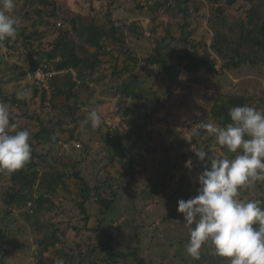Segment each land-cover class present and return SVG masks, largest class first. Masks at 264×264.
Instances as JSON below:
<instances>
[{
	"label": "rangeland",
	"instance_id": "obj_1",
	"mask_svg": "<svg viewBox=\"0 0 264 264\" xmlns=\"http://www.w3.org/2000/svg\"><path fill=\"white\" fill-rule=\"evenodd\" d=\"M45 1L49 4L38 0H15L13 14L22 20L26 31L17 34L14 39L0 41L3 42L0 48V79L6 99H17L18 91L30 89V94L22 99V103L25 101V104L23 103L20 109L9 105L11 111L19 115V120L28 126L31 134L38 133L39 125L34 121L28 122L22 116L23 109H28V114L34 119L38 116H49L41 106V95L34 94L35 82L28 78L30 62L37 61L38 66L48 63V59L41 54L50 51L62 33H71L72 37L66 38V41L73 43L87 39L85 33L76 34L69 20L70 17L78 15L107 30L115 26L116 33L106 37L103 43L109 49L115 48L120 52L127 50L132 59L140 61L135 72L137 76L129 75L124 82L117 78H107L101 71H95L88 87L81 86L79 82L75 83V91L83 88L81 96L84 101L88 96H92V109L96 108L100 113L102 123L100 127L91 129L88 123L81 122L80 140L66 145L62 155H75L74 147L80 144L83 151L77 152L81 153L79 156L83 163L81 169L94 187L102 190L111 186L110 182H105L104 172V167L111 161L113 154L106 140V133L114 135L119 130L124 132L130 136V140H124L127 146L135 144L140 136H144V132H149L151 136L145 137V143L137 144L136 153L139 152L143 158L140 161L138 157V161L135 162V174L125 176L121 188L114 184L113 191L118 193V197L112 210L107 211L106 215L100 214V208L94 199L88 205L91 218L86 223L73 219L74 214L72 210L69 212L68 204L65 206L68 215L61 209L54 208V205H49L48 210L39 211L38 218L34 220L38 222H34L35 224L32 222L27 224L23 220L15 221L12 216L8 218L4 216L7 222H0V229L5 233L3 243L0 236L2 249L0 258L3 259L0 264H56L59 258L65 262L66 255L71 251L77 254L84 253L89 247L96 245V242L98 245L106 239L103 234L96 232L100 226L112 233V246L116 250L127 253L137 248L138 256L145 264H228L226 259L211 254L210 245L202 248L198 260L186 253L185 245L189 240V232L183 226L185 223L183 216L177 211L178 201L188 200L197 195L198 177L203 172L205 163H210L198 160L190 150L193 145L203 148L213 157L235 156L234 153L219 146L214 137L198 129L197 125L203 121L219 126L227 125L225 117H218L212 112L214 100L221 94L244 97L246 105L264 109V66L245 65L236 70H224V74L218 76L209 74L206 70L184 73L183 84L176 85L175 95L171 98L164 96L163 101H160L150 90V83L147 85L145 82L146 71L150 74L156 68H148L143 60L151 53L157 52L156 42L170 47L165 48L166 54L181 49L183 44L179 38L183 29L192 35L191 41L203 40L210 46L213 32L209 23L212 9L209 0ZM244 3L246 2L240 0L231 8H227L225 20L219 26L225 36L232 40L238 38L234 35L239 31V20L246 18L245 14L241 16L243 10H249L252 3L260 9L261 22H264V0H250L246 5ZM23 8L40 10L44 15L42 17L31 14V20L22 18L16 12L20 13ZM32 22L38 26L43 24L40 29H34ZM36 31L40 34L41 42L30 37L37 34ZM174 38L178 42L171 44ZM221 63L217 60L219 70L222 69ZM51 65L54 66L52 62ZM26 71L28 73L25 76ZM59 73L61 75L53 79L52 85L62 88L65 86L66 74ZM194 81H199V84L193 83ZM124 83H128L131 97L127 98L126 94L119 90ZM50 96L51 90L47 102ZM239 106H242V102ZM151 114H154L153 123L147 122L150 121L147 117ZM11 117L17 120L12 115ZM48 120L49 117L47 122ZM108 124L112 127L108 128ZM85 127H88L86 131ZM54 128V124L49 125L50 130ZM193 129H196L199 135H196ZM83 141H88L90 147H86ZM37 146L39 147L38 142ZM49 149L47 145L39 147L38 151L46 154ZM189 160L192 161L191 169L186 167ZM107 195L108 198L112 197L110 191ZM168 195L172 196V199H169ZM36 196L35 192L30 195L32 199ZM239 197L243 200L264 201V182L240 191ZM57 204L60 205V202L57 201ZM4 210L5 204L0 200V220L3 218ZM51 212L53 216L51 220L58 227L60 244L56 247L39 246L36 243L37 239L44 236L40 229L49 228L53 231L51 224L41 218ZM177 221L179 224L175 223ZM103 260L108 259L98 251L96 257L90 261L105 264ZM86 261L83 264H91L90 261ZM116 264L136 262L134 258H129L127 261L119 260Z\"/></svg>",
	"mask_w": 264,
	"mask_h": 264
},
{
	"label": "trees",
	"instance_id": "obj_2",
	"mask_svg": "<svg viewBox=\"0 0 264 264\" xmlns=\"http://www.w3.org/2000/svg\"><path fill=\"white\" fill-rule=\"evenodd\" d=\"M38 1L49 4L45 0ZM209 1L212 5L209 23L213 32L210 46L203 40L199 42L191 41L192 35L183 29L182 36L179 38V41L183 44L181 49L174 50L171 54H169V52L166 54L164 53L165 48L170 47L168 45L163 46L161 42H156V44H158L157 52L151 53L148 58H144L143 60L148 68H156L150 74L146 71L147 76L145 82L147 85L148 82L150 83V87H148L160 101H163L162 98L164 96L171 98L175 95L174 91L176 85L183 84L184 73L206 70L209 74L218 76L223 75L224 70H236L245 65L264 66V22H261L260 9L253 3L247 11L242 7L244 10L241 16L245 14L246 18L243 20L238 19L239 31L234 35L238 36V38L232 40L225 36L219 26L220 23L225 20L227 8H231L240 0ZM241 1L246 3L250 2V0ZM246 3L244 4L246 5ZM16 14L30 20L31 14L42 17L44 15L43 11L24 8L20 13L16 12ZM53 15L54 14H52V16ZM69 20L71 25L74 26L76 34L78 32L85 33L88 37L85 40H80L78 43L66 41V38L72 37L69 32L62 33L57 37L52 49L48 52H42L41 54L48 59L47 62L50 64L52 62L54 71L61 72L71 69L78 71V81L81 83V86L83 85L85 87L89 86V81L95 75V71H101L107 78H117L120 82H124L129 75L137 76L135 72L138 70L137 68L140 60L132 59L127 50H125V52H120L115 48L109 49V47L103 43L106 37L108 38L110 35L116 33L115 26L107 30L99 27L94 22H89L80 18L78 15L70 17ZM41 21H43V19H41ZM33 24L32 27L34 29H40L43 23L40 26H38L37 23ZM24 31H26V27L21 25L18 30V35L24 33ZM36 33L35 35H30V37L35 38V41L40 40L41 42L42 40L39 37V32L36 31ZM173 42H178V40L174 38L170 43L172 44ZM30 44L33 45L32 43ZM1 46H3V42H0V48ZM217 60L222 62L221 70L217 68ZM30 63L29 73L34 72L40 66H38L37 61H31ZM27 73L26 71L25 76ZM65 76L66 82L65 86L62 88L57 86L53 87V85H51V96L48 102L47 92L42 91L40 93L38 88L34 86V94L41 95V106L43 111L49 114V116H38L34 119L33 116L28 114V109L22 110V116L25 117L28 122L34 121L35 124L39 125L40 130L37 134H31L30 143L32 147V158L30 162L24 168L12 174L0 172V200L5 204L4 213L2 212L3 218L0 220L1 223L7 222L4 216L6 218L12 216L15 221L23 220L27 224H30L29 222L35 224L34 222H38L34 220L38 218L39 211L43 212L44 210H48L47 206L49 205H54V208L61 209L65 215H68V210H65L67 204L70 205L69 212L72 210L74 214L73 219L86 223L91 218L88 205L94 199L100 208V214L106 215L107 211L110 212L112 210L114 202H116L118 197V193L113 191L114 184L116 183L118 187L121 188L124 177H130L135 174L134 164L138 161V157H140V161L143 158L139 152L136 153L137 144L139 142H144L146 136L147 138L150 137L151 134L149 132H144L143 137L140 136L135 144L129 146H127L124 140H130V136L125 135L124 132L119 130V132L114 135L106 133V140L113 150V154L111 161L105 165L104 172L106 173L105 182H110L111 186L100 190L94 187L89 179H87V176L84 175L81 169L83 163L79 154L78 156L76 153L75 155H62L64 151L63 148L66 145L70 144L72 141L80 140V123L85 122L88 112L93 110L92 96H88L86 101H84L81 96V90H83V88H80L79 91H75L74 87L77 82L73 81L71 74H66ZM193 83L199 84V81H194ZM119 90H122L127 98L131 97L128 83H124ZM5 96V91L0 79V101H4L8 106H17L19 109L23 103L25 104L24 100L22 103L21 99L15 98L8 100ZM245 101L246 99L244 97L221 94L215 98V106L212 112L218 117H225L226 124H228L231 123V119L228 115L229 109L239 106L240 102H242V106H244L246 105ZM95 110L97 109L95 108ZM9 111L14 118H17L15 121L11 117L10 123H15L19 129H28L30 131L28 126L26 124L23 125V121L19 120V115L11 111V106H9ZM48 117L49 120L47 122ZM153 117L154 114L147 117L148 120H150L147 122L153 123ZM19 121L21 123H19ZM51 124L55 125V128L52 130L49 129V125ZM111 127L112 125L108 124V128ZM87 128L88 127H85L84 130L86 131ZM37 142L39 143V147L49 146L50 149L46 154H42L43 151H38L39 147L37 146ZM83 142L86 147H90L88 141ZM78 150L83 151V149ZM57 151H59V153ZM105 190L107 193L110 191L112 195L111 198H108ZM32 192L37 194L33 199L30 197ZM168 197L172 199V196L168 195ZM56 200L60 202V205L57 204ZM56 205L58 207H56ZM77 211L79 213H77ZM41 218H43V221H47L48 224H51L53 231L49 228L40 229L44 236L37 239L36 243L39 246L56 247L60 244L61 240L57 234L58 227L56 223H53L51 220L53 218L52 212L47 213ZM103 221L104 218L101 219V222ZM96 232H98V234H103L106 239L101 241L98 245L95 240L96 245L89 247L84 253L79 252L77 254L71 251V253L66 255L65 258L67 260L64 264H83L86 260V262H89L92 258L96 257L98 251L108 259L103 260L105 264H109L110 262L116 264L119 260L127 261L129 258H134L136 264H145L144 261L139 258L137 248L127 253L116 250L112 246L113 236L110 231L100 226ZM4 235V231L0 229L2 243L4 242ZM0 251H2L1 248ZM3 255L6 256V254ZM0 262L2 263L3 259L0 258ZM90 262L91 264H96L98 261L96 263H94V261Z\"/></svg>",
	"mask_w": 264,
	"mask_h": 264
},
{
	"label": "clouds",
	"instance_id": "obj_3",
	"mask_svg": "<svg viewBox=\"0 0 264 264\" xmlns=\"http://www.w3.org/2000/svg\"><path fill=\"white\" fill-rule=\"evenodd\" d=\"M14 4L15 0H0V41L14 39L22 25L13 14ZM29 94L30 89L18 91L17 99ZM228 115L231 123L226 126L205 121L197 125L235 156L217 158L197 145L191 147L199 161L210 163L198 177L197 195L178 201L177 211L189 232L185 251L198 260L202 248L210 245L211 254L228 264H264V201L239 197L240 191L264 182V109L235 106ZM85 122L96 129L102 117L93 109ZM30 140V131L10 123L9 106L0 103V172L12 174L30 162ZM186 167L192 168L191 160ZM56 264L64 260L59 258Z\"/></svg>",
	"mask_w": 264,
	"mask_h": 264
},
{
	"label": "built area",
	"instance_id": "obj_4",
	"mask_svg": "<svg viewBox=\"0 0 264 264\" xmlns=\"http://www.w3.org/2000/svg\"><path fill=\"white\" fill-rule=\"evenodd\" d=\"M61 72L65 74H71L73 80L76 81L77 83L79 82L78 81L79 75L76 70L71 69ZM58 75H61V73L54 71L52 65L48 62L41 64L34 72L29 73L28 78L35 82V86L38 88L40 93L42 91H46L48 94L51 90L53 79ZM75 148L78 150L81 149L82 146L80 144H77Z\"/></svg>",
	"mask_w": 264,
	"mask_h": 264
},
{
	"label": "crops",
	"instance_id": "obj_5",
	"mask_svg": "<svg viewBox=\"0 0 264 264\" xmlns=\"http://www.w3.org/2000/svg\"><path fill=\"white\" fill-rule=\"evenodd\" d=\"M77 151H79V150L76 149L75 153L77 154V156H78V154H79V156H80L81 153H79V152H77Z\"/></svg>",
	"mask_w": 264,
	"mask_h": 264
}]
</instances>
